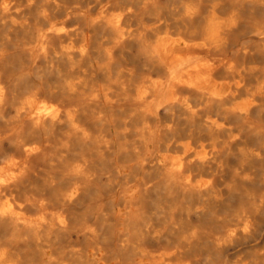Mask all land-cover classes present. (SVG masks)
Here are the masks:
<instances>
[{
	"label": "bare ground",
	"instance_id": "1",
	"mask_svg": "<svg viewBox=\"0 0 264 264\" xmlns=\"http://www.w3.org/2000/svg\"><path fill=\"white\" fill-rule=\"evenodd\" d=\"M0 264H264V0H0Z\"/></svg>",
	"mask_w": 264,
	"mask_h": 264
}]
</instances>
